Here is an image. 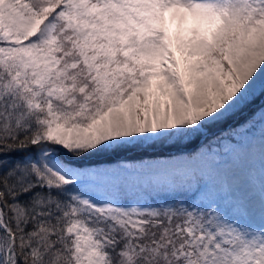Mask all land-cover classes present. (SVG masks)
Returning a JSON list of instances; mask_svg holds the SVG:
<instances>
[{"label": "snow or ice", "instance_id": "1", "mask_svg": "<svg viewBox=\"0 0 264 264\" xmlns=\"http://www.w3.org/2000/svg\"><path fill=\"white\" fill-rule=\"evenodd\" d=\"M0 264H264V0H0Z\"/></svg>", "mask_w": 264, "mask_h": 264}]
</instances>
